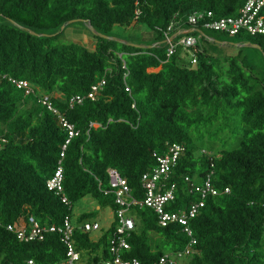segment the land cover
Returning <instances> with one entry per match:
<instances>
[{"label": "trees", "instance_id": "1", "mask_svg": "<svg viewBox=\"0 0 264 264\" xmlns=\"http://www.w3.org/2000/svg\"><path fill=\"white\" fill-rule=\"evenodd\" d=\"M244 2L0 0V17L6 20L0 24V264L66 259L58 234L26 242L7 229L22 217L50 225L73 214L46 184L64 145L63 185L72 206L88 196L99 208L115 211L114 194L105 193L108 169L118 170L131 195L142 198L141 177L156 163L153 152L164 153L171 143L184 146L172 174L178 184L172 209L198 198L182 180L185 175L199 182L212 168L213 184L230 190L208 196L190 220L196 243L186 264H264V35L233 36L261 46L262 51L253 48L259 54L255 62L241 50L222 53L206 34L192 49L197 56L192 65L181 60L179 50L167 58L166 43L158 42L164 40L158 28L173 22L188 29L187 16L196 10L234 16ZM70 20L83 25L90 20L97 31L129 42L136 33L143 37L153 31L147 44H154L145 48L95 36L90 49L55 41L74 24L60 30ZM9 78L29 81L35 93L26 95ZM101 80L105 84L97 97L89 98L92 85ZM41 95L51 97L78 135L69 139L58 116L38 102ZM73 95L84 99L70 107ZM198 135L207 136L209 145L198 143ZM97 212L77 218L89 220ZM131 213L136 228L125 256L141 264L182 251L191 240L181 224L160 225L150 207H133ZM110 232L108 227L96 239L76 232V250L87 254L86 264L108 258Z\"/></svg>", "mask_w": 264, "mask_h": 264}, {"label": "built area", "instance_id": "2", "mask_svg": "<svg viewBox=\"0 0 264 264\" xmlns=\"http://www.w3.org/2000/svg\"><path fill=\"white\" fill-rule=\"evenodd\" d=\"M188 29L184 27L175 28L171 22L167 29L158 28L163 33L164 42L167 45V58L176 54L179 49L189 52L199 43L202 34L201 31L211 30L220 32L228 36H236L239 33H246L251 36L264 35V0H245L237 15L216 17L211 10H196L187 16ZM192 29V32H188ZM197 62V56L192 51L190 64ZM18 88L24 90L26 95L34 94V88L29 81L25 79L9 78ZM105 84L104 80L92 85L87 96L95 99L97 94ZM129 91V88H126ZM84 97L81 95H73L69 98V106L72 107L77 103H82ZM38 102L45 106L48 110L56 114L61 124L67 129L69 139L78 135L75 126L69 123L65 117L52 103L49 95H41ZM134 106V105H133ZM91 125H97L91 123ZM69 140L66 141V144ZM66 145L63 146L61 159L58 161V166L54 174L47 180V188L54 191L60 196L62 202L68 207H72L71 200L65 193L63 185V166L62 158ZM184 146L180 143L169 144L164 153L153 152V157L156 160L155 165L148 171L144 172L141 177L144 196L135 198L131 195L127 179L123 177L116 169H108L110 189L105 193H113L114 201L117 205L114 211V220L110 224V236L108 239V258L104 259L102 264H141L137 258H129L125 253L130 249L129 239L132 232L136 228V221L131 213L133 207H150L154 210L158 217L159 224L167 226L171 223H178L183 226L184 232L191 237L189 244L184 250L176 253L166 252L154 264H186L187 256L193 253L192 246L196 243L190 227V220L195 218L201 209L205 206L208 196L218 195L219 193H229V188L219 190L213 182L214 170L205 173L203 179L199 182L195 181L189 175L182 177V180L187 185L190 193H196L198 198L191 201L186 207H178L172 209L171 206L177 200L178 184L172 181L174 168L178 164V160L183 152ZM205 153L206 151L203 150ZM213 164H211V167ZM78 215H65L60 224L43 225L34 217H22L9 223L7 229L16 234V236L26 242L35 240H43L47 233H56L66 247V259L61 264H75L80 259V253L76 250L75 234L76 232H90L101 229L100 223L97 220L79 221ZM29 264H36L33 260H28Z\"/></svg>", "mask_w": 264, "mask_h": 264}, {"label": "rangeland", "instance_id": "3", "mask_svg": "<svg viewBox=\"0 0 264 264\" xmlns=\"http://www.w3.org/2000/svg\"><path fill=\"white\" fill-rule=\"evenodd\" d=\"M6 22L5 19L0 17V24ZM144 28V27H143ZM204 33L209 38L215 40L218 44V46L221 47L222 53H232L236 54L239 52V50L242 51L243 55H247L250 58L252 62H255L259 58V54L256 50H254L252 47H246V46H233L232 44H238L240 41H237L236 38L228 36L226 34L220 33V32H213L211 30H205ZM136 36L130 37V39L133 41L132 43L138 44V45H153V44H147L150 42L151 39H153L154 32L151 31L146 36L143 35V37H140V33H136ZM144 40H143V39ZM55 41L57 42H78L81 43L90 49L95 48V35L87 28L86 25H83L81 23H74L72 26L68 27L63 33L59 34V36H56ZM149 41V42H148ZM163 39H159L158 42H163ZM229 45H225V44ZM192 49L189 50V52H186L183 49H179V56L181 60L184 62H190L191 56H192ZM150 71H156V69L151 68ZM204 132V131H203ZM201 134V133H199ZM198 143H205L206 145H209L208 137H201L197 136ZM93 210H97V214L90 218L89 220L94 221L97 220L100 223L101 229L98 231H93L91 233V237L93 239H96L103 231H105L112 221L114 220V211L111 208H99L97 203L91 198V197H84L82 199H79L76 201L72 206V212L74 216L80 215L82 213L90 212ZM87 254H81L80 259L76 261L75 264H86Z\"/></svg>", "mask_w": 264, "mask_h": 264}, {"label": "water", "instance_id": "4", "mask_svg": "<svg viewBox=\"0 0 264 264\" xmlns=\"http://www.w3.org/2000/svg\"><path fill=\"white\" fill-rule=\"evenodd\" d=\"M77 20H70L68 22H66L65 24H63L61 26V29L60 30H63L65 28V26L67 24H71V23H74L76 22ZM85 21L86 23V26L87 28L93 33V35L95 36H98V37H104V38H108V39H113V40H116V41H120V42H124V43H128V44H131V45H135V46H140V47H145V48H148V47H151L152 45H138V44H135V43H132V42H129V41H124V40H121L119 38H116V37H112V36H107L99 31H97L95 29V27L91 24L90 20H83ZM193 30L192 29H189L188 32H192ZM196 31L202 35H205V33H203V31H201L200 29H196ZM31 33H35L34 31L30 30ZM40 35H44V34H40ZM164 42V41H163ZM237 46H246V47H252V48H257L259 50L262 51V48L259 44H256V43H249V42H243V43H238L236 44Z\"/></svg>", "mask_w": 264, "mask_h": 264}, {"label": "crops", "instance_id": "5", "mask_svg": "<svg viewBox=\"0 0 264 264\" xmlns=\"http://www.w3.org/2000/svg\"><path fill=\"white\" fill-rule=\"evenodd\" d=\"M140 30H141V29H140ZM140 30H139V31H140Z\"/></svg>", "mask_w": 264, "mask_h": 264}]
</instances>
